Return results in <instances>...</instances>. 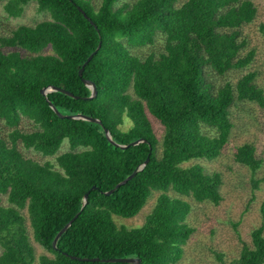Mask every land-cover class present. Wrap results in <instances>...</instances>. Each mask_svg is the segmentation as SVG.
Returning <instances> with one entry per match:
<instances>
[{"label": "trees", "instance_id": "16d2710c", "mask_svg": "<svg viewBox=\"0 0 264 264\" xmlns=\"http://www.w3.org/2000/svg\"><path fill=\"white\" fill-rule=\"evenodd\" d=\"M0 1L8 17H21L32 2L50 15L0 35V264H127L102 262L114 258L177 264L195 232L187 222V198L214 205L223 200L220 173L185 164L222 155L235 104L264 108L255 72L235 84L217 86L210 78L253 62L254 50L242 54L247 46L242 29L258 13L253 1ZM158 40L159 52L132 51ZM84 80L96 85V98L89 99L92 90ZM50 86L75 97L61 91L43 96ZM47 99L64 116L92 117L102 125L60 118ZM153 119L163 128L161 139ZM24 121L32 130L21 127ZM105 129L121 145L148 143L121 149ZM66 140L69 147L61 153ZM20 145L55 161L27 157ZM148 158L133 179L105 194ZM235 160L254 173L263 165L250 143L237 148ZM89 191L88 203L54 249L58 233L81 211ZM155 192V206L141 227L117 225L116 217L134 218ZM260 214L263 224L252 231L251 245L245 243L230 264H264V199ZM29 228L47 254L37 255Z\"/></svg>", "mask_w": 264, "mask_h": 264}, {"label": "rangeland", "instance_id": "374dc122", "mask_svg": "<svg viewBox=\"0 0 264 264\" xmlns=\"http://www.w3.org/2000/svg\"><path fill=\"white\" fill-rule=\"evenodd\" d=\"M92 1L95 4L100 2V0ZM184 1L186 0H180V2ZM252 1L258 13L256 19L242 29V37L247 42L242 54L245 55L254 50L255 58L248 67L232 70L225 77L212 75L210 78L217 86L226 81L235 84L243 75L255 72L258 75L256 82L264 90V0ZM4 4L5 2L0 1V35L10 34L11 30L21 25L34 26L50 19L49 14L38 10L35 2L28 4L19 18L8 17ZM162 48L163 43L158 40L154 46L132 51L144 55L153 49L159 52ZM231 121L233 128L221 156L212 161L198 160L185 164V166L200 164L209 173H220L223 180L221 187L223 200L219 205H214L207 202L198 203L187 198L191 204L187 222L195 229V232L184 246L183 257L177 264H230L240 256L245 243L251 245L252 231L263 224L260 206L264 199V108L251 102L235 104L231 108ZM130 122L126 119L124 129L131 127ZM153 124L161 139L163 128L154 119ZM21 127L25 131L32 130L31 123L27 121H24ZM246 143L253 144L257 156L263 160L262 167L255 173L235 160L237 148ZM68 147L69 142L66 140L60 152H65ZM20 150L25 156L40 162L55 161L54 158L45 157L33 149L26 150L21 145ZM255 181L259 182L256 189ZM158 194V192L153 193L141 212L134 218L116 217L117 225L128 228L141 227L152 212ZM4 203H7L6 198ZM29 230L37 255L47 254V250L35 242L32 230L30 228Z\"/></svg>", "mask_w": 264, "mask_h": 264}, {"label": "water", "instance_id": "95a60500", "mask_svg": "<svg viewBox=\"0 0 264 264\" xmlns=\"http://www.w3.org/2000/svg\"><path fill=\"white\" fill-rule=\"evenodd\" d=\"M79 11L84 15V17L86 19H88L92 24L93 22L91 21V19L88 17V15L85 13V11L81 8H78ZM101 47V45L98 46V49ZM97 49V50H98ZM97 50L88 58V60L86 61V63L84 64V66L81 68V70L79 71V76L82 77L83 76V71L85 66L92 60V58L95 56V54L97 53ZM84 83L92 90V95L89 97V99H94L97 97V88L96 85L89 80H84ZM52 91H61L63 93H66L69 96L75 97L74 94L50 86L47 88L42 89L41 93L43 96H47L48 93L52 92ZM49 106L53 109V111L60 117V118H68V119H75V120H84V121H88V122H92V123H97L102 125V121L100 119H96V118H92V117H87V116H83V115H76V116H64L62 115L57 109L56 107L47 99ZM105 133H106V137L108 138V140L115 145L116 147H119L121 149H127L131 146H136L139 145L141 143H148V141L146 139H140L136 142L131 143L130 145H121L116 143L111 136V133L108 129H105ZM149 162V158L145 161V163L140 166L131 176H129L127 179H125L124 181H122L121 183H119L114 189L106 192V195H111L117 188H119L122 185H125L128 181H130L131 179L134 178V176L141 171ZM92 190H96V187H93ZM89 193H86L84 196V200H83V206L81 211L58 233L57 237L55 238L54 242H53V247L54 249H57V243L58 240L60 239V237L70 228V226L72 225V223L78 218V216L81 214L82 210L84 209V207L86 206V204L88 203V198H89ZM73 259H77L76 257H73ZM79 260H83V261H92V262H97L100 261V259L95 258V259H80ZM102 262H109V263H127V264H142L141 259L139 258H114V259H103Z\"/></svg>", "mask_w": 264, "mask_h": 264}]
</instances>
